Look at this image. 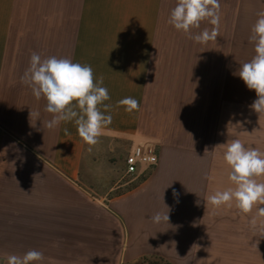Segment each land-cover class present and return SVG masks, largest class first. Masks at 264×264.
Wrapping results in <instances>:
<instances>
[{"label": "crops", "instance_id": "1", "mask_svg": "<svg viewBox=\"0 0 264 264\" xmlns=\"http://www.w3.org/2000/svg\"><path fill=\"white\" fill-rule=\"evenodd\" d=\"M175 5L0 0V264L30 249L44 255L36 264H264V221L254 240L250 214L206 204L231 186L216 146L240 139L264 151L256 93L233 75L254 55L249 36L264 0H220L219 36L203 45L168 23ZM33 52L103 75L112 123L100 138L125 140L131 152L152 144L157 165L125 182L74 122L48 129L46 101L21 83ZM125 97L140 109L117 106ZM157 211L168 223L150 220Z\"/></svg>", "mask_w": 264, "mask_h": 264}, {"label": "clouds", "instance_id": "2", "mask_svg": "<svg viewBox=\"0 0 264 264\" xmlns=\"http://www.w3.org/2000/svg\"><path fill=\"white\" fill-rule=\"evenodd\" d=\"M204 21L213 26L211 30L205 28L193 35L191 30L199 29ZM168 23L195 43L203 45L215 41L219 36L220 0H176ZM249 43L253 45L254 55L240 63L233 75L239 76L249 90L255 91L257 98L250 107L261 115L264 114V10L257 12ZM21 83L31 88L37 100L43 98L46 101L44 111L52 114L46 127L54 129L61 122H74L79 137L89 145V152L99 143L104 128L112 123V105L106 103L111 97L107 87L103 86L104 77L101 75L95 80L90 65L73 62L69 58H42L33 52L29 67L21 76ZM117 106H124L129 113L140 109L139 101L132 97L119 100ZM33 115L38 117L39 113L30 111V117ZM64 132L65 135L70 134L67 128ZM216 147L224 148L223 161L231 186L208 196L206 204L216 208L235 206L245 215L255 209L256 215L250 220L255 228L257 219L264 218V151L246 146L240 139L228 140ZM178 195L174 190L173 197ZM168 212L157 211L150 220L156 224L168 223ZM43 259L41 251L30 249L21 255H8L6 264H36Z\"/></svg>", "mask_w": 264, "mask_h": 264}, {"label": "rangeland", "instance_id": "3", "mask_svg": "<svg viewBox=\"0 0 264 264\" xmlns=\"http://www.w3.org/2000/svg\"><path fill=\"white\" fill-rule=\"evenodd\" d=\"M97 156L99 158V163H102L103 166H105L108 162L111 163V169H114V172L117 174H120L124 177V181H131L135 176H130L126 174V164L125 160L129 156L131 152V145L129 142L125 140H118V139H109V138H99V143L97 144ZM102 170H104V167H102ZM128 187V185L126 186ZM243 216L245 214H242ZM249 214H247L248 216ZM256 215L255 209L250 214V220L253 216ZM262 221H264V218H258L257 219V225L254 233V240L261 239V232H260V226L262 224ZM250 223V221H249ZM153 264H161V263H153Z\"/></svg>", "mask_w": 264, "mask_h": 264}, {"label": "built area", "instance_id": "4", "mask_svg": "<svg viewBox=\"0 0 264 264\" xmlns=\"http://www.w3.org/2000/svg\"><path fill=\"white\" fill-rule=\"evenodd\" d=\"M159 161L156 148L152 144H140L133 148L126 160V174L136 176L143 166L153 167Z\"/></svg>", "mask_w": 264, "mask_h": 264}, {"label": "trees", "instance_id": "5", "mask_svg": "<svg viewBox=\"0 0 264 264\" xmlns=\"http://www.w3.org/2000/svg\"><path fill=\"white\" fill-rule=\"evenodd\" d=\"M126 160H127V158H126ZM126 160H125V164H126ZM153 263L169 264L167 261H165L161 258H145L136 264H153Z\"/></svg>", "mask_w": 264, "mask_h": 264}]
</instances>
